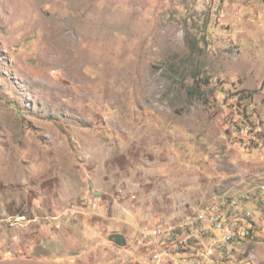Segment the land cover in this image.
I'll return each mask as SVG.
<instances>
[{
    "label": "rangeland",
    "instance_id": "374dc122",
    "mask_svg": "<svg viewBox=\"0 0 264 264\" xmlns=\"http://www.w3.org/2000/svg\"><path fill=\"white\" fill-rule=\"evenodd\" d=\"M263 187V0H0V264H153L139 230Z\"/></svg>",
    "mask_w": 264,
    "mask_h": 264
},
{
    "label": "built area",
    "instance_id": "2783aa9c",
    "mask_svg": "<svg viewBox=\"0 0 264 264\" xmlns=\"http://www.w3.org/2000/svg\"><path fill=\"white\" fill-rule=\"evenodd\" d=\"M257 206H264V192L255 200L240 201L239 197L227 204L217 205V210H223L222 228H214V217L200 223H176L172 220L164 225L148 227L141 232L139 241L147 261L153 264H207L209 253H214L216 241L225 240L226 225H232L233 218L244 219V226H250L251 234L259 230L264 234V226L258 228L263 219L252 210ZM226 210H235V217H226ZM231 253L221 252L219 264H250L238 262Z\"/></svg>",
    "mask_w": 264,
    "mask_h": 264
},
{
    "label": "bare ground",
    "instance_id": "6f19581e",
    "mask_svg": "<svg viewBox=\"0 0 264 264\" xmlns=\"http://www.w3.org/2000/svg\"><path fill=\"white\" fill-rule=\"evenodd\" d=\"M260 191V190H259ZM264 192V187L261 188L260 194ZM259 194V195H260ZM240 201H249L251 198H254L250 195H239L237 197L233 198H227L222 203H215V205L212 204L211 209L203 210V212L199 214H192L185 218H181L178 220H175L176 223H185L188 221H192V223H200L201 221L206 220H212L214 217V228H222L223 226V210H217V205L219 204H227L229 200H234L235 198H239ZM226 217H235V210H226ZM250 226H244V219L240 218H233L232 225H226L225 229V240H221L222 246L229 247L230 244H233L238 239L244 238V236L250 234ZM221 252L223 253H229L227 250H218V243L214 244V253H209V255H219L221 256ZM221 261V260H220ZM213 261L207 263V264H213ZM219 264V262L215 263Z\"/></svg>",
    "mask_w": 264,
    "mask_h": 264
},
{
    "label": "water",
    "instance_id": "95a60500",
    "mask_svg": "<svg viewBox=\"0 0 264 264\" xmlns=\"http://www.w3.org/2000/svg\"><path fill=\"white\" fill-rule=\"evenodd\" d=\"M109 239H113L116 245L120 246L121 244H124V238L120 235H112Z\"/></svg>",
    "mask_w": 264,
    "mask_h": 264
},
{
    "label": "clouds",
    "instance_id": "9594fccd",
    "mask_svg": "<svg viewBox=\"0 0 264 264\" xmlns=\"http://www.w3.org/2000/svg\"><path fill=\"white\" fill-rule=\"evenodd\" d=\"M162 225H164V224H162ZM155 226H157V225L149 226V227H155ZM147 228H148V227H144V229L142 228L141 230H139V234H138V242H139V245H140V246H142V245L140 244V241H139L140 234H141L142 231H145ZM114 235H120V234H114ZM110 236H112V235H110ZM110 236H109V237H110ZM120 236H122V235H120ZM122 237H123V236H122ZM123 238H124V237H123ZM110 240H112V241L114 242L113 239H110ZM124 243H125V239H124ZM121 245H123V244H121ZM144 256H145V255H144ZM145 258H146V256H145Z\"/></svg>",
    "mask_w": 264,
    "mask_h": 264
},
{
    "label": "trees",
    "instance_id": "16d2710c",
    "mask_svg": "<svg viewBox=\"0 0 264 264\" xmlns=\"http://www.w3.org/2000/svg\"><path fill=\"white\" fill-rule=\"evenodd\" d=\"M264 1V0H263Z\"/></svg>",
    "mask_w": 264,
    "mask_h": 264
}]
</instances>
